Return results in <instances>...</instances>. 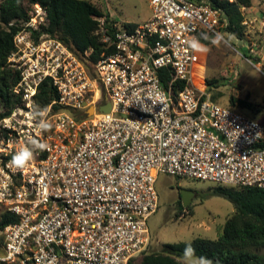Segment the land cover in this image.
<instances>
[{
  "label": "built area",
  "instance_id": "2783aa9c",
  "mask_svg": "<svg viewBox=\"0 0 264 264\" xmlns=\"http://www.w3.org/2000/svg\"><path fill=\"white\" fill-rule=\"evenodd\" d=\"M149 4L136 28L94 17L106 48L95 62L43 32L39 4L16 34L8 64L21 103L0 106V211L18 222L0 230V264H131L150 246L162 174L264 189V124L196 83L191 43L221 37V11L207 0ZM46 81L58 97L43 107ZM25 147L33 159L17 169Z\"/></svg>",
  "mask_w": 264,
  "mask_h": 264
},
{
  "label": "trees",
  "instance_id": "16d2710c",
  "mask_svg": "<svg viewBox=\"0 0 264 264\" xmlns=\"http://www.w3.org/2000/svg\"><path fill=\"white\" fill-rule=\"evenodd\" d=\"M200 3L202 0H193ZM216 10L221 11L222 21L227 22L224 28L227 33L239 40L247 36L244 24V12L252 8V0H207ZM46 9L50 24L43 32L58 38L77 54L93 50L95 62L105 51L99 32V23L94 17L105 16L94 3L87 0H0V106L6 111L20 105V98L13 93L20 81V73L8 64L14 51V38L22 26L30 20L35 5ZM109 19L110 16L108 15ZM131 28L138 24L128 23ZM200 42L208 45L211 40L205 34L199 37ZM256 60H261V54ZM248 59H255L245 53ZM163 73V71H162ZM168 76L163 74L166 82ZM58 97L56 90L46 81L39 93V102L47 107ZM214 99V98H213ZM215 100V99H214ZM228 105L233 109H251L246 100L232 97ZM242 113V112H241ZM244 114V113H243ZM247 116V115H246ZM251 119L258 120L252 116ZM259 121V120H258ZM214 194L224 197L235 206V213L224 226L222 235L217 240L197 238L192 242L164 244L156 253L143 254L141 264H182L183 249L191 243L197 256H205L220 264H264V189L255 187H224L215 185ZM184 209V208H183ZM193 215L192 206L186 208ZM18 222V218L0 211V230ZM134 261L131 264H134Z\"/></svg>",
  "mask_w": 264,
  "mask_h": 264
},
{
  "label": "rangeland",
  "instance_id": "374dc122",
  "mask_svg": "<svg viewBox=\"0 0 264 264\" xmlns=\"http://www.w3.org/2000/svg\"><path fill=\"white\" fill-rule=\"evenodd\" d=\"M94 3L103 15L119 23H142L151 13L149 0H87ZM247 36L239 40L227 33L210 39L207 50L196 51L198 69L196 83L206 84L215 101L231 105L232 97L246 100L251 109L241 110L264 124V0H252V8L244 12ZM261 54V60H256ZM255 59H248L245 56ZM93 114V111H91ZM215 184L162 174L157 183L159 209L149 220L151 243L148 253L162 250L164 244L192 242L197 238L217 240L227 219L235 213L228 199L215 195ZM182 191L194 194L193 215L184 207ZM184 208V209H183ZM143 255L135 259L141 264ZM182 262V259H179Z\"/></svg>",
  "mask_w": 264,
  "mask_h": 264
},
{
  "label": "clouds",
  "instance_id": "9594fccd",
  "mask_svg": "<svg viewBox=\"0 0 264 264\" xmlns=\"http://www.w3.org/2000/svg\"><path fill=\"white\" fill-rule=\"evenodd\" d=\"M191 47L195 51H206L207 49L199 44V42L193 40ZM50 127L49 124H42L41 128L47 130ZM33 143H36L34 140ZM41 149H45L47 146L45 144H39ZM33 152L25 147L21 152L15 154L10 161V164L17 169H23L27 164L33 159ZM182 264H220L219 260L214 261L205 256H197L196 249L192 246L191 243L185 245L182 254Z\"/></svg>",
  "mask_w": 264,
  "mask_h": 264
},
{
  "label": "water",
  "instance_id": "95a60500",
  "mask_svg": "<svg viewBox=\"0 0 264 264\" xmlns=\"http://www.w3.org/2000/svg\"><path fill=\"white\" fill-rule=\"evenodd\" d=\"M214 37H210V39H213ZM111 110V106L107 105L102 109L103 112H109ZM194 197V194L191 191H182L181 192V198L183 200L184 207H188L190 203L192 202V199Z\"/></svg>",
  "mask_w": 264,
  "mask_h": 264
},
{
  "label": "crops",
  "instance_id": "0c3cea01",
  "mask_svg": "<svg viewBox=\"0 0 264 264\" xmlns=\"http://www.w3.org/2000/svg\"><path fill=\"white\" fill-rule=\"evenodd\" d=\"M151 14H152V13H150V15L148 16V18H147L144 22H146L148 19H150ZM144 22H142V23H144ZM142 23H135V24H142Z\"/></svg>",
  "mask_w": 264,
  "mask_h": 264
},
{
  "label": "flooded vegetation",
  "instance_id": "af4514ba",
  "mask_svg": "<svg viewBox=\"0 0 264 264\" xmlns=\"http://www.w3.org/2000/svg\"><path fill=\"white\" fill-rule=\"evenodd\" d=\"M181 196V195H180ZM183 201V200H182Z\"/></svg>",
  "mask_w": 264,
  "mask_h": 264
}]
</instances>
